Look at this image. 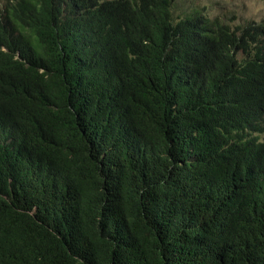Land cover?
Instances as JSON below:
<instances>
[{"label": "trees", "instance_id": "obj_1", "mask_svg": "<svg viewBox=\"0 0 264 264\" xmlns=\"http://www.w3.org/2000/svg\"><path fill=\"white\" fill-rule=\"evenodd\" d=\"M0 264H264V20L1 0Z\"/></svg>", "mask_w": 264, "mask_h": 264}, {"label": "rangeland", "instance_id": "obj_2", "mask_svg": "<svg viewBox=\"0 0 264 264\" xmlns=\"http://www.w3.org/2000/svg\"><path fill=\"white\" fill-rule=\"evenodd\" d=\"M1 1V0H0ZM184 4L204 9V12L213 18L219 17L233 25L245 21L264 20V0H182ZM179 8L183 5L177 2Z\"/></svg>", "mask_w": 264, "mask_h": 264}]
</instances>
